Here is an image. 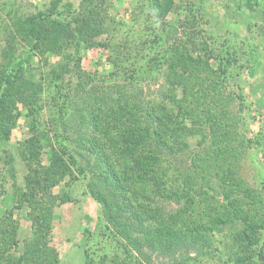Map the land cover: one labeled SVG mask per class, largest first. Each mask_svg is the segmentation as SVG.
I'll list each match as a JSON object with an SVG mask.
<instances>
[{"label":"rangeland","instance_id":"rangeland-1","mask_svg":"<svg viewBox=\"0 0 264 264\" xmlns=\"http://www.w3.org/2000/svg\"><path fill=\"white\" fill-rule=\"evenodd\" d=\"M85 1L0 0V70L13 61L19 63L25 82L18 84V90L43 92L41 128L57 142L56 132L50 131L57 126L61 137L57 143L62 147L66 136L58 111L65 106L62 99L53 100L58 94L51 87L55 76L67 71L66 66L75 69L80 57L84 77L80 79L75 70L64 79L74 89H89L82 93L83 98L79 93L89 111L93 104L117 92V86L126 85L124 80L110 77L116 51L157 59L169 55L176 36L183 41L188 37L191 53L215 70L197 69L190 80L178 84L176 107L169 106L178 117L187 116L189 127L199 131L182 136L190 150L179 158L183 166L193 160L204 179L194 182L201 197L196 199L195 211L206 221H226L225 232L212 231L226 262L236 250L242 264H264V0H173L164 17L154 15L150 0H96L92 7L85 6ZM89 13L91 24L103 34L96 37L92 32L91 38L83 37L73 25V40L64 33L59 48L41 45L39 50L19 31L29 16L55 14L68 24ZM84 39L97 46L87 48L89 42ZM162 84L148 80L142 85L149 91ZM19 98L17 94L9 103L8 114L3 115L9 139L0 137V264H135L136 255L130 248L107 233L103 207L88 191L87 181L67 175L51 190V201L41 191L35 199L25 200L31 161L49 166L53 153L44 139L41 148L30 146L40 132L29 106ZM191 105L194 114L188 111ZM69 116L67 120L73 121ZM88 120L86 115L72 126ZM75 138L79 136L71 139ZM33 151L35 158L30 160ZM150 187L139 193H150ZM184 201L175 200L168 213L183 209ZM236 227L248 230L246 239L235 233Z\"/></svg>","mask_w":264,"mask_h":264},{"label":"trees","instance_id":"trees-1","mask_svg":"<svg viewBox=\"0 0 264 264\" xmlns=\"http://www.w3.org/2000/svg\"><path fill=\"white\" fill-rule=\"evenodd\" d=\"M95 2L86 0L85 6L92 7ZM172 5L173 0H150L149 7H153L155 16L164 17ZM90 14L77 17L68 24L60 21L55 14L29 16L21 23L19 31L34 42L37 49L41 45L59 48L63 45L60 40L64 33L68 37L70 35L72 39L69 37V40H73L76 31L80 36L89 38L92 32L97 34L96 37L103 34L100 27L91 24ZM73 25L76 31L72 30ZM84 40L89 42L87 48L97 46L90 39ZM191 44L188 37L183 41V37L178 39L176 36L169 47V55L149 60L145 55H121L116 51L112 60L114 71L110 77L114 81L124 80L126 85L117 86V92L113 91L108 99L93 104L89 111L86 110L87 101L82 100V93L87 94L89 89H74L72 85L67 86L64 79L75 70L80 73V79L84 77L80 57L75 69L71 66L70 71L66 66L67 71L63 69L56 75L51 87L58 94V99L56 96L53 100L59 102L62 99L65 106L58 111L62 134L66 136L62 147L61 143H57L61 141L57 126L50 127V131L57 134V142L41 128L43 92L35 88L28 93L20 92L18 84L25 82V76L19 63L13 61L3 67L0 70L1 139H9L3 115L8 114L9 103L20 94L19 101L29 106L32 122L40 132L39 136L33 137L30 146L41 148L44 139L53 153L49 166L31 161L29 168L32 175L27 177L25 200L35 199L41 191L42 196L51 201L54 197L51 190L61 184L62 178L68 175L73 180L82 179L87 181L88 191L103 207L107 233L130 248L136 255L133 258L135 264H242L236 250L231 251L226 262V257L221 254L223 247L217 244L212 234L225 232L222 226L226 221H206L204 217L197 216L196 199L200 196L194 189V182L204 179L195 169L193 160L186 161H190V165L186 166L180 161L187 156L186 150H190L189 142L182 136L199 131L189 127L187 116L178 117L174 110H169V106L176 107L178 84L190 80L197 69L215 73L209 62L191 53ZM139 60L140 64H137ZM156 64L157 68H154ZM148 80L163 84L146 92L142 84ZM187 107L194 114L192 105ZM85 114L89 116L88 121H83L81 126H72L73 121L85 120ZM68 115L74 120H67ZM12 125L10 122L9 126ZM69 132L71 135H67ZM80 133L84 135L80 136ZM73 136L79 138L74 141L71 139ZM34 154L33 151L31 157L28 156L30 160L35 158ZM146 187H150V193L140 194L139 191L148 189ZM181 193L183 196L179 195ZM178 198L185 200L183 209L168 213V206L172 207ZM202 202L203 199L200 204ZM34 204L39 205V201ZM247 231L235 228V233H240L245 239ZM86 256L89 258V253ZM249 260H252L251 256Z\"/></svg>","mask_w":264,"mask_h":264}]
</instances>
